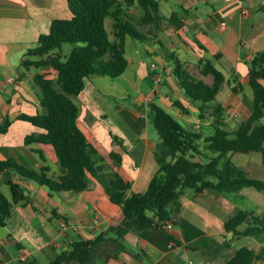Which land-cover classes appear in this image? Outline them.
Returning a JSON list of instances; mask_svg holds the SVG:
<instances>
[{
	"label": "crops",
	"instance_id": "crops-1",
	"mask_svg": "<svg viewBox=\"0 0 264 264\" xmlns=\"http://www.w3.org/2000/svg\"><path fill=\"white\" fill-rule=\"evenodd\" d=\"M263 8L264 0H159L154 34H148L147 42L127 39L125 73L116 79L86 80L85 90L75 99L81 109L78 124L96 149L95 159L104 172H116L131 182L128 196L145 193L159 170L154 150L160 140L151 132V103L160 102L204 136L213 133V105L225 108L230 129L249 118L253 92L248 75L254 55L264 51ZM127 13L139 18L144 11L136 6ZM70 16L67 0H0V126L6 118L12 120L8 131L0 133V160L14 159L35 170L48 167L50 177L61 173L53 147L26 145L28 135L42 130L18 119L41 109L33 82L40 70H25L21 64L40 35L49 33L55 19ZM165 52H175L197 74V62L206 59L219 65L216 55H221L220 66L228 80L238 78L243 90L239 94L231 91L223 103L209 104L201 118V103L193 102L178 86L174 64ZM154 75L159 77L158 84L153 82ZM202 78L212 83V77ZM176 101L189 113L175 106ZM112 135L120 138L125 150L118 166L110 157ZM229 157L250 177L264 180L261 153H231ZM10 181L18 184L24 195L16 203ZM0 189L13 203L7 224L0 227V264L53 262L70 241L92 239L123 220L122 208L109 198V192L116 189L104 177L90 176L89 189L81 193L54 192L12 170H0ZM243 191L237 198L231 197L234 193L222 195L213 190L195 198L183 196L171 230H133L126 235L127 251L99 264H225L243 246L260 251L264 241L255 237L232 240L233 234L225 230V222L242 210L264 216L263 206L246 210L238 203V197L245 196ZM259 201L264 203V194ZM225 240L230 241V247ZM254 264H264V260Z\"/></svg>",
	"mask_w": 264,
	"mask_h": 264
},
{
	"label": "trees",
	"instance_id": "trees-1",
	"mask_svg": "<svg viewBox=\"0 0 264 264\" xmlns=\"http://www.w3.org/2000/svg\"><path fill=\"white\" fill-rule=\"evenodd\" d=\"M67 1L71 16L55 19L49 33L40 35L37 45L29 49L21 64L25 70H40L33 82L41 109L35 115L18 116L19 120L42 130L28 135L26 145H51L61 173L50 177L48 167L35 170L14 159L0 160V170H12L54 192L81 193L89 189L90 176L107 178L116 189L109 192L110 201L122 208L123 220L92 239L70 241L55 261L46 264H99L117 258L127 251L126 235L133 230L160 228L169 221L176 223L175 216L182 207L183 196L195 198L205 190L225 195L245 188L264 193V180L250 177L229 157L231 153L258 152L264 158V51L254 55L248 75L253 109L249 118L233 130L226 122L225 108L221 104L212 106L213 133L209 136L186 129L162 106L150 104L154 112L152 124L161 139L154 150L159 170L145 193L128 196L131 182L116 172L105 173L104 166L97 164L96 149L78 124L81 109L75 98L85 90L87 79H116L125 73L127 39L147 42L148 34H154V12L159 10V0ZM136 6L144 11L139 18L127 13ZM107 19L113 20L112 33L106 27ZM66 44L73 48L65 54ZM165 55L174 64L173 74L178 86L193 102L201 103V118L225 84L235 94L243 90L238 78L228 80L220 66L221 55H216L219 65L206 59L197 62L198 74L193 73L175 52H165ZM202 77H212V83ZM174 105L189 113L181 102L176 101ZM11 124L12 120L6 118L0 133H6ZM112 139L110 157L118 166L122 164L125 150L118 136L112 135ZM197 157L207 161H197ZM8 184L14 203L24 198L18 184L12 181ZM12 208L13 203L0 189V227L7 224ZM242 226L245 228L241 229ZM225 230L233 234L232 240L255 237L264 241V217L242 210L225 222ZM224 244L231 246L227 240ZM262 260L264 247L255 251L243 246L225 264H254Z\"/></svg>",
	"mask_w": 264,
	"mask_h": 264
},
{
	"label": "rangeland",
	"instance_id": "rangeland-1",
	"mask_svg": "<svg viewBox=\"0 0 264 264\" xmlns=\"http://www.w3.org/2000/svg\"><path fill=\"white\" fill-rule=\"evenodd\" d=\"M112 24H113V20L112 19H107L106 21V27L107 29L112 33ZM73 48V45L71 44H66L64 45V53H69L71 51V49ZM158 63H162V59L159 56H152ZM150 61H153L152 58H149ZM231 90L229 89L228 85L225 84V86L223 87V89L221 90V92L219 93L217 99L214 103H223L224 101L227 100L228 97L231 96ZM76 99V98H75ZM198 103V102H196ZM200 103V102H199ZM159 104L161 105V103L159 102ZM175 117V116H174ZM186 129L191 130L190 127H188V125L186 124V122L182 119V118H178L175 117ZM230 125L235 126L233 123L230 122ZM230 127V126H229ZM232 127V126H231ZM236 127H232L231 129H235ZM151 132L153 134H156V136L160 139V136L158 135L157 131L155 130L154 126H151ZM204 146V145H203ZM198 160L204 161V159L202 160V158L197 157ZM243 194L245 196H241L238 197V203L242 206H244V208L246 210L249 209H257V207H264V203L262 204V201H259V196H261L262 194H264L263 192H259L254 188H245L243 191ZM238 193H234L231 195L232 198H237ZM251 196H257L255 198L251 197ZM264 217V216H262ZM19 264H25V263H19Z\"/></svg>",
	"mask_w": 264,
	"mask_h": 264
},
{
	"label": "built area",
	"instance_id": "built-area-1",
	"mask_svg": "<svg viewBox=\"0 0 264 264\" xmlns=\"http://www.w3.org/2000/svg\"><path fill=\"white\" fill-rule=\"evenodd\" d=\"M152 68L154 69L155 68V65H152ZM153 78H154L153 79V82L155 84H158L159 83V77H158V75H154ZM63 226H64V224H63ZM173 226H174V223L172 221H169V222H167L165 224L164 228H166L167 230H171L173 228Z\"/></svg>",
	"mask_w": 264,
	"mask_h": 264
},
{
	"label": "water",
	"instance_id": "water-1",
	"mask_svg": "<svg viewBox=\"0 0 264 264\" xmlns=\"http://www.w3.org/2000/svg\"><path fill=\"white\" fill-rule=\"evenodd\" d=\"M175 218L177 219V215L175 216Z\"/></svg>",
	"mask_w": 264,
	"mask_h": 264
}]
</instances>
